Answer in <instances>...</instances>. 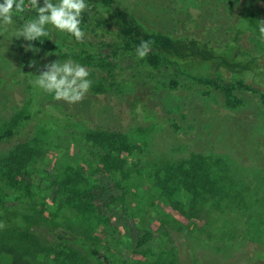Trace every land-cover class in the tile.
Instances as JSON below:
<instances>
[{"label": "rangeland", "instance_id": "obj_1", "mask_svg": "<svg viewBox=\"0 0 264 264\" xmlns=\"http://www.w3.org/2000/svg\"><path fill=\"white\" fill-rule=\"evenodd\" d=\"M119 1L150 30L176 37L195 34L221 46L230 37L239 4L246 0H234L233 4L225 0V6L221 0ZM207 3H217L218 12L205 10ZM260 5L264 6V0ZM27 19L32 18L14 15L13 24L6 31L0 30V132L19 112L23 117L29 114L35 91L31 81L44 64L70 59L89 71L95 68L73 54L64 57L41 40L15 38L14 32ZM83 29L84 42L103 51L117 65L120 79L100 93L90 88L81 102L63 101L71 108L70 129L21 116V138H31L41 153L38 167L32 163L29 168L38 170L36 179L40 180V175L53 179L56 171L69 162L98 163L105 150L85 139L89 128L119 130L141 151L129 156L126 166L132 175L129 215L122 209L107 211L112 216L108 222L48 197L44 218L30 229L48 248L44 264H258L264 259V102L260 96L264 84L245 79L251 88L235 85L230 103L217 95L221 87L200 83L176 65L152 69L118 50L112 34L91 27ZM28 44L39 51H26ZM239 45L255 54L264 69V42L260 37L246 33ZM32 60L37 67L29 66ZM218 64L214 62L204 71L215 76L222 72ZM173 78L179 84L173 85ZM221 78L223 86L237 81L229 73ZM44 98L54 99L49 93ZM81 108L91 118L86 124L76 117ZM13 143L0 144V153ZM192 153L207 155L228 190L226 197L210 201L198 219L182 217L162 204L147 179L151 167L156 170L166 161L177 162ZM58 227L72 231L77 239L67 246L57 241L53 231ZM145 228H150L155 244L160 245L159 253L155 248L146 251L138 246ZM65 247L73 255L55 259ZM93 249L97 250L95 254Z\"/></svg>", "mask_w": 264, "mask_h": 264}, {"label": "trees", "instance_id": "obj_2", "mask_svg": "<svg viewBox=\"0 0 264 264\" xmlns=\"http://www.w3.org/2000/svg\"><path fill=\"white\" fill-rule=\"evenodd\" d=\"M262 1L246 0L239 4L230 37L221 46L195 34L176 37L168 32L150 30L138 16L123 7L119 0H86L89 8L82 14L81 27H91L112 34L116 39V48L134 57H137L135 50L142 40L151 41L150 53L143 60L140 59L144 64L152 69L168 64L176 65L183 74L200 83L221 87L217 95H223L231 103L235 85L251 88L245 79L252 78L253 82L264 84V69L257 56L239 45L241 37L246 33L260 37L258 24L260 20H264V6L260 5ZM221 2L224 6L227 4L225 0ZM233 2L234 0H228V3ZM40 4L43 6V0H40ZM206 5L205 10L214 9L218 12L217 3ZM19 14L30 18L36 16L35 11ZM46 27L51 38H41L42 42L62 52L64 57L73 54L74 58L81 59L84 64L95 67L89 71L91 90L100 93L118 83L120 76L116 73L117 65L103 51L89 47L87 42H78L50 25ZM214 62L219 63L223 73L210 76L204 70L209 69ZM99 69L102 70L100 73L97 72ZM192 70L196 74H192ZM225 73L231 74L237 80L236 84H220L224 81L221 75ZM171 83L176 85L179 81L173 78ZM44 94L45 92L35 88L29 102V114L23 117L24 113L19 112L5 122L4 130L0 132V144L10 145L14 142L0 153V225H3L0 227V264L45 263L49 257L48 248L30 229L33 225H39L44 218L48 197L55 203L68 204L71 208L108 222H111L112 216L107 211L122 209L129 215L127 198L132 194L129 184L132 175L128 173L126 166L128 157L141 151V147L131 143L127 135L119 130L89 128L85 132L88 142L105 150L98 163L69 162L56 171L53 179L42 175L40 180L36 179L38 170H32L29 166L33 163L35 168L38 167L41 153L31 138H21V116L38 122H53L64 129H70L72 121L70 106L63 101L45 99ZM260 96L264 102V93ZM234 106L232 104L231 108ZM87 114L81 108L76 117L86 124L88 120L91 121ZM150 170L147 179L151 183V189L160 197L162 204L185 218H200L210 201L224 198L228 194L207 155L202 153H192L177 162L166 161L156 170L152 167ZM53 232L56 240L66 246L77 239L76 234L61 227ZM152 235L150 228H145L137 244L139 247L144 246L146 251L155 248L154 252L159 253L160 245L155 244ZM96 252L93 249V253ZM71 255L73 254L69 252V248L65 247L57 252L55 259L62 260L64 256ZM262 263L264 264V259L258 264Z\"/></svg>", "mask_w": 264, "mask_h": 264}, {"label": "clouds", "instance_id": "obj_3", "mask_svg": "<svg viewBox=\"0 0 264 264\" xmlns=\"http://www.w3.org/2000/svg\"><path fill=\"white\" fill-rule=\"evenodd\" d=\"M86 0H3L0 2V30L6 31L7 26L13 24L14 14L31 13L36 16L27 19L25 23L14 32L15 38L23 37L26 41L41 40L50 37L47 25H51L62 33L74 37L76 41L83 42L85 31L81 27L82 14L88 10ZM260 38L264 40V20L258 24ZM2 34V32H0ZM151 41L142 40L136 47L135 55L143 60L151 51ZM34 49L32 44L25 46V50ZM30 67H37L36 61L29 62ZM31 81L33 86L45 93L52 94L57 101L69 104L81 102L89 92L92 81L89 79L88 68L73 60L50 61L43 65L42 70ZM3 225H0L2 227Z\"/></svg>", "mask_w": 264, "mask_h": 264}]
</instances>
